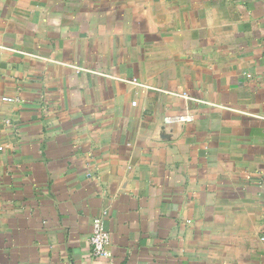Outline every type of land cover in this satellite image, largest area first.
Wrapping results in <instances>:
<instances>
[{"label":"crops","instance_id":"crops-1","mask_svg":"<svg viewBox=\"0 0 264 264\" xmlns=\"http://www.w3.org/2000/svg\"><path fill=\"white\" fill-rule=\"evenodd\" d=\"M263 236L264 0H0V264H264Z\"/></svg>","mask_w":264,"mask_h":264},{"label":"built area","instance_id":"built-area-1","mask_svg":"<svg viewBox=\"0 0 264 264\" xmlns=\"http://www.w3.org/2000/svg\"><path fill=\"white\" fill-rule=\"evenodd\" d=\"M130 81L136 85L146 87L145 85L137 82L136 79H131ZM192 120H193V115L187 111L173 116L164 117V122L174 121L180 124L188 123L191 122ZM262 239L264 240V236L262 237ZM109 244H110V236L108 231L104 227L103 220L99 217L93 218L91 232L88 237V245L91 254L96 257H108Z\"/></svg>","mask_w":264,"mask_h":264}]
</instances>
